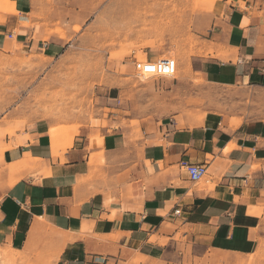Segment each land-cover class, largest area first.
I'll use <instances>...</instances> for the list:
<instances>
[{"label":"crops","instance_id":"obj_1","mask_svg":"<svg viewBox=\"0 0 264 264\" xmlns=\"http://www.w3.org/2000/svg\"><path fill=\"white\" fill-rule=\"evenodd\" d=\"M207 2L195 20L202 53L193 71L235 89L240 102L187 128L143 126L139 140L114 126L116 90L101 94L100 112L71 138L50 132L66 126L59 121L28 120L0 139V246L24 252L45 237L62 244L63 264H192L196 252L255 250L264 220V0ZM94 3L8 0L0 48L17 36L30 51L59 56L65 43L47 28ZM181 161L206 164L207 176L191 182Z\"/></svg>","mask_w":264,"mask_h":264},{"label":"rangeland","instance_id":"obj_2","mask_svg":"<svg viewBox=\"0 0 264 264\" xmlns=\"http://www.w3.org/2000/svg\"><path fill=\"white\" fill-rule=\"evenodd\" d=\"M94 2L96 7L88 13L67 10L66 18L47 28V33L59 34L65 43L59 56L30 51L17 36L7 39L11 49L0 48V139L28 120L43 117L66 125L50 132L71 138L100 112L99 97L106 91L119 93L114 126L129 130L136 140L142 137L143 126H151L150 131L169 123L187 128L207 115L222 114L237 98L240 102L235 89L209 82L193 71V57L202 53L195 20L209 12L207 0ZM7 3L1 0L0 10L13 13ZM153 57L175 58L177 75L138 79L134 62ZM5 148L0 143V152ZM260 233L252 252L212 253L203 259L196 252L192 264H264V220ZM28 243L24 252L0 246V264H63L62 244L45 237Z\"/></svg>","mask_w":264,"mask_h":264},{"label":"built area","instance_id":"obj_3","mask_svg":"<svg viewBox=\"0 0 264 264\" xmlns=\"http://www.w3.org/2000/svg\"><path fill=\"white\" fill-rule=\"evenodd\" d=\"M10 35L9 38H12ZM134 73L138 79L174 77L178 71V62L175 58L156 59L154 61H135ZM180 168L187 174L193 183L202 181L208 174L206 164H193L186 161L180 162ZM180 214V210L174 212Z\"/></svg>","mask_w":264,"mask_h":264},{"label":"bare ground","instance_id":"obj_4","mask_svg":"<svg viewBox=\"0 0 264 264\" xmlns=\"http://www.w3.org/2000/svg\"><path fill=\"white\" fill-rule=\"evenodd\" d=\"M6 3V2H5ZM5 3H3V4H5ZM8 4V3H7ZM7 8V7H6ZM6 10V9H5ZM61 37H63V36H61ZM166 58H169V57H166ZM156 59H159V58H151V59H145V60H143V61H154V60H156ZM179 69V68H178ZM178 73V72H177ZM177 75V74H176ZM175 75V76H176ZM174 76V77H175ZM165 78H169V77H165Z\"/></svg>","mask_w":264,"mask_h":264}]
</instances>
